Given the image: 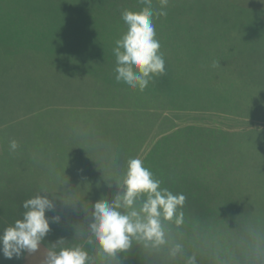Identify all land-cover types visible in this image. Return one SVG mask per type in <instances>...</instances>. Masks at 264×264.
I'll return each mask as SVG.
<instances>
[{"label":"trees","instance_id":"trees-1","mask_svg":"<svg viewBox=\"0 0 264 264\" xmlns=\"http://www.w3.org/2000/svg\"><path fill=\"white\" fill-rule=\"evenodd\" d=\"M143 7L142 0H0V233L22 218L24 200L48 187L62 220L50 225L41 245L63 237L88 250L96 264H108L88 243L92 203L101 196L111 201L115 181L109 188L104 178H122L127 160L140 158L162 187L187 198L184 223L168 225L184 245L173 260L195 255L197 264L210 258L227 264L241 251L264 260V110L259 104L242 110L230 100L244 99L232 89L239 83L223 86L210 70L219 57L240 58L232 53L234 38L217 34L255 29L252 20L238 19L250 6L169 0L167 16L153 21L166 74L140 92L115 79L112 49L126 31L121 13ZM63 137L74 142L61 146L70 153L59 157L53 150ZM11 140L18 142L15 152ZM234 225L244 233L239 239L228 233L223 249V228ZM27 257L0 253V264H27ZM169 257L134 243L118 259L170 264Z\"/></svg>","mask_w":264,"mask_h":264},{"label":"clouds","instance_id":"clouds-1","mask_svg":"<svg viewBox=\"0 0 264 264\" xmlns=\"http://www.w3.org/2000/svg\"><path fill=\"white\" fill-rule=\"evenodd\" d=\"M142 2L144 7L139 11L126 9L121 13L126 31L115 40L112 49L116 58L115 79L140 92L154 78L166 74L153 21L167 16L169 0H159V8L153 7V0ZM17 148L18 142L11 140L10 151L15 152ZM104 180L109 188L113 187L114 180L117 192L111 201L101 196L92 203L88 243L98 246V252L109 258L108 264L111 261L121 264L119 254L129 252L134 243L157 252L166 248L171 258L184 252V245L173 240L168 229L170 224L179 227L184 223L187 198L183 193L162 187V181L140 158L127 160L122 178L109 176ZM40 192L51 193L53 198ZM54 194L52 189L41 187L35 196L23 201L22 218L0 233V253L6 259H19L28 254L38 258L39 264H96L88 250L67 244L63 237L41 249V243L52 231L50 225L62 220ZM46 212L53 215L46 216ZM185 264H197L196 256H187Z\"/></svg>","mask_w":264,"mask_h":264},{"label":"rangeland","instance_id":"rangeland-1","mask_svg":"<svg viewBox=\"0 0 264 264\" xmlns=\"http://www.w3.org/2000/svg\"><path fill=\"white\" fill-rule=\"evenodd\" d=\"M245 6H250L253 8L248 9V11L243 14L239 15L238 19L242 22L243 19H250L252 20L253 24L255 25V29H251L250 33L244 32H235V33H224L218 32L217 37L223 38L232 37L234 38V42L237 46L236 52H232L234 56H240L237 61L231 62V58L227 57H219L218 61L210 66V70L213 71V74L216 78L219 79L220 83L223 86H228L229 84L236 85L239 83L238 88H232L233 90L238 91V93L243 94L244 99H239L237 97L231 98L230 100H238L241 103L239 104L242 107V110H253L258 104L262 110H264V105L260 104V101L264 98V67H261L258 62H262L264 64V26L262 22L264 21V3H261V0H240ZM226 13L229 15L228 10L224 8ZM226 17H228L225 14ZM249 36H252L253 39H249ZM209 37V35H208ZM234 65L235 68L232 66ZM257 67L259 71L257 70ZM220 68V69H219ZM223 70V75L220 77L219 71ZM219 69V71H217ZM226 93H220L219 95H225ZM227 100V99H226ZM222 103V102H221ZM225 104H229L231 102L226 101ZM224 107L227 106V104ZM234 105V102L231 104ZM239 107V108H240ZM242 126H245L243 124ZM50 136V134L48 135ZM73 139L68 137H63V145L60 142H56L57 144L54 146L53 152L57 153L59 157H63L68 155L70 152L69 149L61 150V146L70 147L73 144ZM235 147L230 145V151L233 153ZM244 228H239L236 225L232 227H224L223 228V236L222 239H219V245L224 249L225 237L228 233L235 236V238L239 239L240 235L244 233ZM249 233V231H248ZM183 233H179L180 240L183 242L185 238L182 236ZM249 236L255 241V239L250 235ZM170 237L177 242V239L174 236ZM246 241H250L249 239H245ZM192 245H194L193 241L190 240ZM236 248V247H235ZM41 249L44 250L45 247L41 245ZM167 251V249H163ZM241 250V249H240ZM253 250L252 248L250 249ZM244 253H247V249ZM27 264H39L38 258L32 257L31 255L27 254ZM254 258V259H252ZM173 258L169 257L166 261L172 264ZM264 264V260L258 256H237L234 260H227V264ZM174 264L178 262H185L182 259H174ZM261 261V262H260ZM204 264H224V262L215 259H208Z\"/></svg>","mask_w":264,"mask_h":264}]
</instances>
